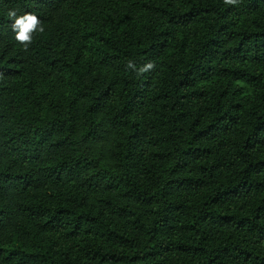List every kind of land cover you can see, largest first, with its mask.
I'll use <instances>...</instances> for the list:
<instances>
[{
    "label": "trees",
    "instance_id": "trees-1",
    "mask_svg": "<svg viewBox=\"0 0 264 264\" xmlns=\"http://www.w3.org/2000/svg\"><path fill=\"white\" fill-rule=\"evenodd\" d=\"M0 264H264V0H0Z\"/></svg>",
    "mask_w": 264,
    "mask_h": 264
},
{
    "label": "clouds",
    "instance_id": "clouds-1",
    "mask_svg": "<svg viewBox=\"0 0 264 264\" xmlns=\"http://www.w3.org/2000/svg\"><path fill=\"white\" fill-rule=\"evenodd\" d=\"M225 4L234 5L237 0H224ZM8 18L12 21L11 29L15 34V40L23 45V50L27 51L29 45L33 41L34 33H43L45 31L40 19L33 12H24L18 14L17 9H10L7 13ZM129 68H134L135 65L129 61ZM154 68L153 63L149 62L139 69V72L143 73Z\"/></svg>",
    "mask_w": 264,
    "mask_h": 264
}]
</instances>
